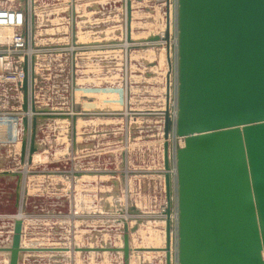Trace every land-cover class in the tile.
Wrapping results in <instances>:
<instances>
[{"label":"rangeland","instance_id":"1","mask_svg":"<svg viewBox=\"0 0 264 264\" xmlns=\"http://www.w3.org/2000/svg\"><path fill=\"white\" fill-rule=\"evenodd\" d=\"M38 1L37 9L35 7L37 18L34 40L36 48L41 51L37 59H41L44 64L42 68L46 79L42 87L43 90L51 91L52 97H55L54 101L64 102L54 105L57 107L55 110L62 109V112H68L73 108L70 101L73 100L74 103L76 101L75 96L71 98L70 91L72 87L70 64L74 52L71 51L73 24L66 14L69 0H60L57 6H54V1L57 0ZM126 1L128 2V0L75 2L83 16L79 19L83 22H80L77 28V31H80L78 44L94 41L98 42L95 45L103 43L108 46L104 48L103 53L101 51L89 53V59L92 56L90 64L92 63L93 67L85 68L84 51L77 54V64L81 69L79 72L83 71L86 75L93 69L89 74L94 73L93 84L87 85L84 83L86 80L79 84L81 88L77 91L78 107L84 108L93 104L94 107H106L109 110L107 114L109 126L105 132L107 144L103 151L97 150L96 147L86 148L85 131L79 133L77 142H74L70 119L49 121L48 127L40 134L39 150L33 155V162L24 165L29 171V177L32 174L33 176L29 180L31 195L25 211L27 224L22 233V243L32 248L70 247L71 250L24 251L21 253L19 264H123L122 253L119 251L74 249L77 246H122L123 217L129 220L130 227L133 228L130 232L132 248L159 247L166 244V222L163 219L167 204L166 193L164 191L162 196L155 191V176L151 178L149 175L153 174L151 171L162 169L163 173L165 170L163 120L169 72V110L174 107L177 98V46L174 44L177 38V6L175 4L172 6L169 18L168 8L163 0H131L132 41L129 42ZM168 26L171 69L166 41L162 37ZM155 35L162 38L159 41H148ZM17 102L14 86L0 83V107L5 104L14 105ZM81 126H85V121L79 122V130H83ZM20 136L19 130L18 137L11 136L3 141V145L18 150ZM177 143L178 140L172 136L169 140L171 167H174ZM129 145L133 146L139 165L126 164V168L147 171L144 174H150L144 181L138 179L142 173L135 174L139 176L134 177L131 181L132 189L127 190L125 194L121 177L122 155L123 150ZM4 155L5 164H0L1 168L11 167L12 164H9L11 160L17 162L14 167H22L17 158L14 159L13 156L7 158L6 154ZM91 168L105 169L109 172L104 177L90 179L88 183L86 177L80 181V178L73 175L74 171ZM36 172L40 174H35ZM148 177L150 179H147ZM163 178L165 184V176ZM144 185L147 190L144 189ZM71 188L73 191H70ZM76 190L80 194L77 199ZM0 192L13 195V185L4 182L0 185ZM87 199L89 203L92 202V212L85 210ZM161 200L162 202H159ZM132 208L138 212L130 213L129 210ZM136 218H140V221ZM172 218L173 221L176 219L174 211ZM175 226L174 223L173 264L176 261ZM164 253L165 251L132 250L130 264H166ZM8 255V252L0 253V264H8Z\"/></svg>","mask_w":264,"mask_h":264},{"label":"water","instance_id":"2","mask_svg":"<svg viewBox=\"0 0 264 264\" xmlns=\"http://www.w3.org/2000/svg\"><path fill=\"white\" fill-rule=\"evenodd\" d=\"M177 4L176 118L170 114L168 90L164 110L165 247L132 248L133 228L123 217L122 246L74 249L119 251L123 264H130L132 250L165 251L166 264H173L175 223V264H264V0H177ZM127 17L130 42V0ZM169 34L168 26L162 37L171 69ZM162 37L151 36L148 41ZM23 68L22 108L26 114L20 162L27 165L39 150L38 118H67L75 124L78 114L38 108L33 98L30 103L27 59ZM169 78L170 72L167 89ZM173 131L184 140L175 151L174 175L169 154ZM0 173L18 178L19 206L25 173ZM129 211L138 212L135 208ZM22 231L19 217L10 245L0 247L9 253L8 264H19L24 251L71 250L24 246Z\"/></svg>","mask_w":264,"mask_h":264},{"label":"crops","instance_id":"3","mask_svg":"<svg viewBox=\"0 0 264 264\" xmlns=\"http://www.w3.org/2000/svg\"><path fill=\"white\" fill-rule=\"evenodd\" d=\"M79 8L77 7L76 10V14L73 17V31H72V37L73 40L75 41V43L78 44L77 42V38L79 37L78 32H80L79 30L77 31L78 25L80 22H83V20H79L81 19L83 16L79 13L80 11L78 10ZM64 19V18H63ZM84 21H88V20H84ZM101 42V41H99ZM98 42H94V41H89V42H80V45H85V48H76L74 51V54H72L71 56V98L73 96L76 97V101L74 103V101H70L71 105L73 107V112H71V114H73L74 112H77V119H76V123L74 124L73 121H71V128H72V137L74 142H77V138L79 137V133H82V131H85L86 137H85V143H86V148H91L93 149L94 147L97 148V150L103 151L105 145L107 144L106 142V136H105V132L108 129L109 126V122H108V118H107V114L109 113L108 109L105 107H94L93 104H90L89 106L87 105L86 107L82 108V107H78V103H77V91L81 88V85H79L80 83L83 84V82L86 80L87 85L92 83L93 84V79H94V73L93 74H89L91 71H93V69H91L90 72H88L86 75L83 74V71H80L81 69H79V64H77V54L79 53H84L86 54V59H85V68L87 67H93L92 63L90 64V59H89V53H93L94 51L99 52L101 51L102 53L104 52V48L108 47L107 44H99V45H95ZM78 44V45H79ZM94 44V45H93ZM80 48V49H79ZM106 49V48H105ZM79 50V51H77ZM43 63L41 62V59H37V65H36V75H37V100H36V105L38 108H47L50 110H55L56 108H54V105L56 104H63L60 103V101H54L55 97H52V93H50L49 91H47V89L43 90L42 87V83L44 82L45 78V73H43ZM103 65V63H102ZM87 66V67H86ZM39 67H41L42 69H40ZM39 70H41L42 72H40ZM87 70V69H86ZM92 73V72H91ZM91 79V81H90ZM80 81V82H79ZM80 86V87H79ZM83 88V87H82ZM87 102L88 99L86 100ZM61 108V107H60ZM125 114V113H124ZM83 115L85 117H83ZM58 119H62V118H58V117H39L38 118V130H37V136H36V142L37 145L39 147V141H40V134L44 132V130L48 127L47 125H49L48 123L51 122V120H58ZM64 119V118H63ZM50 121V122H49ZM84 122L85 121V128L83 126L82 129L83 130H79V122ZM164 121V120H163ZM75 131V132H74ZM20 139L22 141V136L24 135V127L23 124H21V128H20ZM75 134V135H74ZM20 141V140H19ZM21 141L19 142V149L17 150L16 148H14L15 150H13L10 147H6L5 144H0V161H2L0 164H5L4 162V157L6 154V157H12L14 159H18L20 162V149H21ZM156 145L153 146V149H155ZM101 148V149H100ZM6 150V151H5ZM13 150V152L11 151ZM151 150V149H150ZM136 152L133 149V146H128L127 148H125L123 150V155H122V160H123V167L121 169V177L124 183V192L126 194L127 190H131V181L134 179V177L137 178V176L139 175H135V174H139L142 173L141 178L138 179H142L143 181L146 179V177L150 174H144L146 172L144 171H137V170H132L131 168H126V164L128 165H139V160H138V156L136 157ZM34 159V156H33ZM33 162V161H32ZM9 164H12L11 167H6L1 168L0 167V172L4 171V170H8V171H22L25 173V178L23 179V183H22V190H21V199L19 201V206L17 205V199H16V184H17V180L18 178L16 176H12V175H2L0 173V185L7 183V184H12L13 185V195H5V193L0 192V247L2 246H7L9 243H11V239H12V234H13V228H14V223H15V219L21 217L23 219V231H24V227H26L25 225L27 224V221L25 219V211L28 208V204H29V197H30V188H29V180H31V176H33V174L29 177V171L26 170V168H24V165L21 164L22 167H14L15 164H17V162L15 160H11L9 161ZM75 172H86L85 174H82L81 176H76ZM109 172L108 170L105 169H89V170H80V171H74L73 175L75 176V178H80V181L83 177L87 178V183L90 181V179H94V177H104L105 175H107L106 173ZM153 172L152 175H149L152 177H154V180H156V185H155V191H158L160 195H164L163 192L165 191L166 193V188H165V184L164 182V178H163V173H162V169L161 170H156L151 171ZM35 174H40V173H35ZM145 175V176H144ZM28 176V177H27ZM147 179H150L149 177ZM33 180V179H32ZM93 181V180H91ZM162 183H163V187H162ZM144 189H146V186L144 185ZM147 190V189H146ZM145 190V191H146ZM70 191H73V189L71 188ZM75 191V189H74ZM127 194L129 195V193L127 192ZM79 192H77L76 190V196L75 198H79ZM159 202H162L159 201ZM85 210L86 212H92L93 211V206H92V202H88V199L85 202ZM125 216L129 217L128 215L125 214ZM129 225H131L129 223ZM22 231V233H23ZM132 243V241H131ZM133 244V243H132ZM131 244V245H132ZM0 253L6 254L7 252L5 251H0Z\"/></svg>","mask_w":264,"mask_h":264},{"label":"built area","instance_id":"4","mask_svg":"<svg viewBox=\"0 0 264 264\" xmlns=\"http://www.w3.org/2000/svg\"><path fill=\"white\" fill-rule=\"evenodd\" d=\"M59 1L60 0L54 1V6L59 5ZM38 2V0H0V83H9L14 86L18 98L16 104H5L3 107H0V144H3V141L8 140L13 135L18 137L22 118L26 114L22 108V86L25 78L23 66L26 59L28 60L29 73V102L31 103V98H33L35 103L37 100V75L35 69L37 65V57L39 55L38 53L41 51L35 46L34 32L37 18L35 7L37 9ZM75 2L76 0H69V8L66 12L69 20L72 21L77 10ZM163 2L165 6L167 5L169 14L172 6L174 4L176 6L178 5L177 0H163ZM56 11H58V9H56ZM176 43L177 38L174 40L175 45ZM84 46L85 45L78 46L73 40V50L71 51H76L75 49L78 47L85 48ZM59 111L62 112L63 110L59 109ZM71 112H73V108L67 113ZM176 113L177 98L174 107L170 109V114L173 120L176 118ZM31 114L32 113H29V115ZM172 136L178 140V143L175 146L176 151L178 146L183 145L184 140L183 137L176 135L174 131L171 133L169 140ZM171 171L175 174L174 167H172Z\"/></svg>","mask_w":264,"mask_h":264},{"label":"bare ground","instance_id":"5","mask_svg":"<svg viewBox=\"0 0 264 264\" xmlns=\"http://www.w3.org/2000/svg\"><path fill=\"white\" fill-rule=\"evenodd\" d=\"M168 17V16H167ZM169 18H170V14H169ZM171 21V20H170ZM167 24V23H166ZM169 24H170V22H169ZM165 32V31H164ZM169 86V88L167 89L168 91H169V100H168V105L170 104V78H169V84H168ZM167 105V104H166ZM170 106V105H169ZM165 110V109H164ZM163 173H164V170H163ZM165 218H166V215H165V217H164V215H163V219L165 220ZM129 221V220H128ZM154 238H156V237H154ZM173 238V237H172ZM159 240V239H158ZM165 241H166V239H165ZM172 243H173V241H172ZM156 244V243H155ZM144 246V245H143ZM155 246V245H154ZM165 247V245L164 246H159V248H164ZM171 247H173V244H171ZM156 248H158V247H156ZM173 248H171V250H172ZM165 254V253H164Z\"/></svg>","mask_w":264,"mask_h":264}]
</instances>
